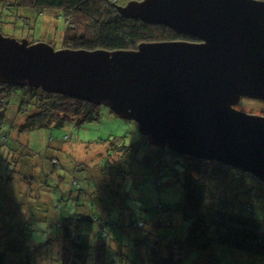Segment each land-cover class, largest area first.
Here are the masks:
<instances>
[{
  "label": "water",
  "instance_id": "1",
  "mask_svg": "<svg viewBox=\"0 0 264 264\" xmlns=\"http://www.w3.org/2000/svg\"><path fill=\"white\" fill-rule=\"evenodd\" d=\"M115 9L197 42L55 50L0 33V82L106 107L152 146L264 183V116L234 108L241 98L264 102V1L143 0Z\"/></svg>",
  "mask_w": 264,
  "mask_h": 264
},
{
  "label": "trees",
  "instance_id": "2",
  "mask_svg": "<svg viewBox=\"0 0 264 264\" xmlns=\"http://www.w3.org/2000/svg\"><path fill=\"white\" fill-rule=\"evenodd\" d=\"M134 1L143 0H0V26L6 11H12L10 17L27 21L21 15L24 12L37 15L51 12L63 19L62 47L59 49L69 50L116 51L106 49L101 43L102 38L128 43L132 39L129 46L119 50L136 49L142 43L197 41L162 25L122 18L115 7ZM107 15L117 16L127 25H107L102 29L101 22ZM131 35L134 37H129ZM100 107L103 106L65 95L48 94L40 88L0 82V169L4 163L13 166L16 162L10 158L14 155L21 159L22 154H31L26 145H20V138L25 134L96 121ZM140 140L148 143L142 135ZM154 147L155 156L143 157L138 163L152 168L156 176L164 170L168 179L174 178L179 183L181 196L173 211L180 216V229L174 230L177 227L170 222V215L166 216V222L170 223L168 234H159L163 221L156 217L149 224L142 217L131 220L129 227L134 234L130 244L137 247V256L127 261L126 257H118L122 256L119 251L123 248L119 240L108 238L107 224L110 222L105 223L92 213H78L58 221L60 250L54 264H182L188 259L190 264H226L214 252L215 247L264 259V183L215 161L178 155L166 146ZM130 148L112 149L117 153V161L119 158L124 162ZM14 173L2 176L0 171V214L3 216L10 213L15 202L10 199L6 202L4 195L17 177ZM156 183L161 188L160 179ZM115 193L123 205L121 209L131 211L126 205L127 198L120 196V192ZM251 199L256 201L255 205ZM20 204L23 207L24 203L18 206ZM75 206L87 210L84 204ZM259 207L263 215L256 213ZM27 213L31 216L29 211ZM28 222L31 223V219ZM139 231L143 234H136ZM4 257L0 252V264H5Z\"/></svg>",
  "mask_w": 264,
  "mask_h": 264
},
{
  "label": "rangeland",
  "instance_id": "3",
  "mask_svg": "<svg viewBox=\"0 0 264 264\" xmlns=\"http://www.w3.org/2000/svg\"><path fill=\"white\" fill-rule=\"evenodd\" d=\"M5 13L8 17H3L0 26L3 36L18 41L26 39L29 44L46 43L54 49L62 47V17L51 12L37 15L27 11L21 14L27 21L10 17L12 11ZM101 24L102 29L107 25H127L114 15H107ZM130 42L101 40L110 50L124 49ZM234 108L264 116L263 101L241 98ZM98 114L96 121L80 126L67 124L65 128L25 134L20 138V145H26L31 153L21 155L26 161L14 155L10 158L16 162L13 166L10 163L2 165V176L12 175V171L17 174L4 193L6 202L15 200L13 207L6 216L0 214V252L5 255V264H54L60 250L58 221L78 213H92L99 220L110 222L107 224L108 238L119 240V245L123 246L119 253L123 257H118H126L127 261L137 256V247L130 244L134 234L129 227L131 220L142 217L149 224L156 217L163 221L159 234H168L170 223L166 222V216L170 215V222L177 227L174 230L180 229V216L173 211L181 196L179 183L174 178L168 179L164 170L156 176L152 168L138 163L143 157H154L156 148L140 140L135 122L122 120L105 107H100ZM123 146H131L129 155L124 162L119 158L117 161V153L113 150ZM107 152L111 157H106ZM159 179L161 188L156 183ZM114 191L127 198L126 205L131 211L121 209L123 205ZM244 201L243 198L242 203ZM251 201L255 205L256 201ZM22 202L23 207L18 206ZM77 204H84L87 210L76 207ZM256 213L263 215L260 207ZM96 227L98 229V225ZM214 252L226 264H264L263 258L222 247H215ZM189 260L182 264H190Z\"/></svg>",
  "mask_w": 264,
  "mask_h": 264
},
{
  "label": "flooded vegetation",
  "instance_id": "4",
  "mask_svg": "<svg viewBox=\"0 0 264 264\" xmlns=\"http://www.w3.org/2000/svg\"><path fill=\"white\" fill-rule=\"evenodd\" d=\"M187 42H197V41H187ZM132 50H136V49H132Z\"/></svg>",
  "mask_w": 264,
  "mask_h": 264
}]
</instances>
